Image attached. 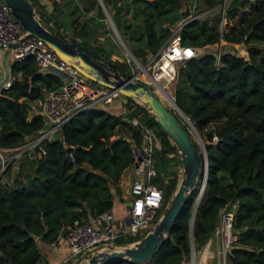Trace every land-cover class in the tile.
Returning <instances> with one entry per match:
<instances>
[{
  "label": "trees",
  "instance_id": "16d2710c",
  "mask_svg": "<svg viewBox=\"0 0 264 264\" xmlns=\"http://www.w3.org/2000/svg\"><path fill=\"white\" fill-rule=\"evenodd\" d=\"M86 1L84 12L96 9L103 18L98 1ZM99 1L108 13L112 0ZM222 1L195 0L194 13L203 14L180 30L182 45L204 48L221 40L233 51L221 50L218 64L211 51L177 67L172 97L203 141L206 160L204 189L193 220L199 183L149 260L105 264H185L191 243L194 250L204 245L219 210L231 205L233 241L227 264H264V0H228L222 11L231 23L219 30L218 20L207 21L217 18ZM181 7L182 0H129L130 19L117 12L111 19L116 31L121 27L131 55L145 63L188 14ZM142 36V47L128 46L129 40ZM81 45L127 73L126 63L111 61L102 47H90L84 40ZM234 45L243 46L245 55L236 56ZM9 73V86L0 91V150L16 149L43 128L40 116L28 118L27 104L42 102L62 84L59 75L37 72L31 57L13 62ZM126 101L124 106L107 105L111 112L101 105L75 114L58 135L43 142L42 154L36 155L35 148L20 158L11 183H0V264H39L41 246L56 244L73 219L86 221L111 209L113 196H120L119 179L128 167L130 146L139 142L133 120L153 130V182L162 192V210L175 189L177 153L147 111ZM21 169L22 178L17 175ZM140 236L116 243L128 244Z\"/></svg>",
  "mask_w": 264,
  "mask_h": 264
},
{
  "label": "built area",
  "instance_id": "2783aa9c",
  "mask_svg": "<svg viewBox=\"0 0 264 264\" xmlns=\"http://www.w3.org/2000/svg\"><path fill=\"white\" fill-rule=\"evenodd\" d=\"M27 1L31 3L38 0ZM194 2L195 0L191 4V12L173 26L165 43L157 52L148 55L144 64L131 55L119 38L109 14L102 8L105 20L123 48L124 62L129 67L127 73L133 81L143 83L156 95L163 92L168 97H172L170 88L176 79L177 65L194 57L201 49L180 43L181 27L203 14V12L194 13ZM222 14L221 8L223 18ZM222 45L221 40L214 44L215 64L219 63ZM0 51L7 53L13 62L31 57L37 72L59 75L62 81L59 88L45 94L40 108L35 113L41 117L43 128L16 149L0 150V175L8 164L30 154L35 148L38 149L36 155L42 154L43 142L50 140L55 134L58 135L62 125L75 114L101 105L124 106L127 103V98L116 90L108 89L87 79L41 40L26 35L3 0H0ZM9 83L10 81L5 82L3 89L7 88ZM130 100L129 105L137 104L135 100ZM133 123L138 125L139 142L130 146V160L127 167L130 179L126 189V206L121 220L115 219L111 209L89 217L86 221L73 219L65 233L57 239L56 243H61L65 249V256L58 264L75 263L86 253L106 245H126L117 244L116 241L143 235L159 216L162 192L153 182L156 176L152 157L155 143L153 130L145 124L136 123V120H133ZM68 157L72 161L71 154H68ZM202 188H204V178H202ZM234 208L235 205H231L229 208H221L218 212L217 224L213 232L215 251L206 259H200L201 253L195 252L190 241L189 258L185 264H227L226 257L233 241ZM210 246L211 239H208L202 247V252Z\"/></svg>",
  "mask_w": 264,
  "mask_h": 264
},
{
  "label": "water",
  "instance_id": "95a60500",
  "mask_svg": "<svg viewBox=\"0 0 264 264\" xmlns=\"http://www.w3.org/2000/svg\"><path fill=\"white\" fill-rule=\"evenodd\" d=\"M3 1L26 35L41 40L62 60L92 82L116 90L122 96L135 100L147 111L174 147L179 161L180 178L152 227L126 245H106L96 248L83 255L74 264H105L110 261L143 263L149 260L155 249L166 238L182 206L197 187L199 177L202 176L205 183V155L196 149L187 127L177 118V115L190 126L197 136L193 125L179 111L172 97H169L171 108H167L146 85L133 81L128 73L121 72L112 62L103 59L94 51L86 49L43 10L34 7L27 0ZM97 1L101 6L100 1ZM120 8L119 6L117 11H120ZM225 51L233 52L229 44L223 45L222 52ZM3 53L5 54V52ZM8 81H10L8 67L4 65L3 77L0 80L2 89L4 83ZM197 138L199 139L198 136ZM199 198L200 194L198 193L193 205L191 220H193Z\"/></svg>",
  "mask_w": 264,
  "mask_h": 264
},
{
  "label": "rangeland",
  "instance_id": "374dc122",
  "mask_svg": "<svg viewBox=\"0 0 264 264\" xmlns=\"http://www.w3.org/2000/svg\"><path fill=\"white\" fill-rule=\"evenodd\" d=\"M79 1H81V0H79ZM227 3H228V0H223L221 2V4L219 5V13L217 15V18H215L213 20L210 18V20L207 21L208 23H210L214 20H218L219 30L226 29L227 27H229V24L231 23L230 21L225 19V13L224 12L222 14L223 18L221 17V8H223L224 4L226 5ZM31 4L34 6L35 2L31 1ZM78 4H79V7H78ZM128 5H129V0H112L110 6H108V13H109L110 18L114 12H117L121 15H125L127 18L130 19V16L127 14L129 12V10L127 9ZM101 6H102V4H101ZM119 6L121 7L120 11H117V10L115 11V8L117 7V9H118ZM83 8H84V3H80V2H78V0H71V2L68 5L62 7L61 9L59 8L57 14H54V20H57L59 22V24H61V26H63V28H65L69 33H71L72 36H74L77 39H80L82 41L84 39V41H86L87 43L90 42L91 43L89 45L90 47H102L105 52H109L110 53L109 58L111 61H119V62L124 61L125 56H124L123 48H122L121 44L119 43V41L115 38L114 33H113L109 23L104 18V14H103V18H100V16L96 12V9H93V11L91 12L92 15L90 17L86 16L82 20V18H81L82 14L83 15L85 14ZM102 8L103 7H101V10H102ZM181 10L182 11L187 10L188 13H190L191 12V0H182ZM102 12H103V10H102ZM111 21H112V19H111ZM112 23H113V21H112ZM119 25L122 26L121 23H119ZM117 34H118L119 38L122 40L123 44L128 49L127 40L125 39V41H124L122 36H121V27L117 30ZM143 40H144L143 36L139 37L137 41H134L135 43L132 40H129L130 43L128 46L130 48L134 47V46L142 47L143 42H144ZM209 46L206 48L204 47V49L201 48L199 53L211 52V51L214 52V44L209 45ZM233 49L235 51L236 56L242 57L245 55V51H244L243 46L234 45ZM139 61L141 63H144V61H142L141 59H139ZM177 67H178V65H177ZM123 69L125 71L129 72V67H127V68L123 67ZM175 87H176V81L173 83V85H171L170 94L173 93ZM157 96H158V98H160L161 103L164 106H166L167 108H171V105L169 103H167L163 98H161L159 93H157ZM40 103H41V101H34V102H30L29 105L27 104L28 105L27 106L28 118H30L40 108ZM101 107H103L104 109H107L110 112L113 111V109L109 110L107 105H102ZM115 113H117V112L115 111ZM179 119L186 125V127L189 131V134L191 136V139L196 144L197 149L200 150L204 154L203 141L201 140L198 133L196 132L199 139L193 133L190 126L188 124H186V122L183 121V119L180 116H179ZM19 160H20V158L18 160L14 161L13 163H11L12 169L10 171H8V173H6L5 175H2L0 181H3L4 183L6 180L9 181V183H11L13 181V178L16 175L15 168L18 167ZM20 168L23 169V167H20ZM173 169L176 171V178L178 181V179L180 178L179 165H176ZM22 174H23V170L21 172H18L17 175H19V177L22 178L21 177ZM121 175L122 176H120V179H119V195L124 194V196H125L127 188H126V186H124L125 185L124 174L122 173ZM177 181H176V183H177ZM198 183H199V186H198L197 194L199 193L201 196L203 189H204V188L201 189L202 177H201V180L198 181ZM199 190H200V192H199ZM195 201H196V197H195L194 203H195ZM194 203H193V205H194ZM160 212L158 210V215L160 214ZM115 216H116L115 219L117 221H120L121 217H122V211L116 210ZM209 239H211V245H213L212 247L210 246L209 248H211L214 252L215 248H216V243L214 240L213 233L210 235ZM203 246L204 245L199 247V249L195 250V252H198V251L200 252ZM41 248H42V246H41ZM205 249L208 250L207 248H205ZM207 255L210 256L209 254L206 253L204 255V257H206ZM197 256H198V254H197ZM71 264H74V263H71Z\"/></svg>",
  "mask_w": 264,
  "mask_h": 264
},
{
  "label": "crops",
  "instance_id": "0c3cea01",
  "mask_svg": "<svg viewBox=\"0 0 264 264\" xmlns=\"http://www.w3.org/2000/svg\"><path fill=\"white\" fill-rule=\"evenodd\" d=\"M70 2H71V0H58L57 2H54L52 0H38V1L35 2L34 7L43 10L45 13H47L48 15H50L54 19V14H57L59 8L61 9L62 7L68 5ZM78 2L84 3V7L87 6V1L86 0H81V1L78 0ZM78 7H79V4H78ZM92 11L93 10H89L88 13L84 14L85 16L82 14V17H81L82 20L86 16L90 17L92 15L91 14ZM55 21L59 24V22L57 20H55ZM59 25H60V27L62 29L67 31L65 28H63V26H61V24H59ZM69 34H71V33H69ZM77 40L80 42V44H81V42H83L80 39H77ZM87 44L90 45L91 43L89 42ZM206 47H208V46H206ZM202 49H204V48H202ZM12 64H13V61L11 60L10 56L7 53L4 54L3 51H0V80L3 77V67H4V65H6L8 67V75L10 76L9 71H10V67H11ZM1 89L2 88L0 86V91H1ZM28 105H29V103H28ZM11 169H12V166H11ZM15 171H16V168H15ZM123 174H124V181H125V185L124 186H126V188H127L128 182H129V179H130L128 169L123 171ZM0 183H4V182L0 181ZM6 183H9V181L6 180L5 184ZM126 198H127V194L126 193H125V196H124V194L120 195L119 197H116L115 195L113 196V204H112V207H111V211H112L114 217H116L115 216L116 215V210L122 211V215H123L124 210H125V206H126V201H127ZM212 246L213 245H211V247ZM207 249L208 250L204 249V251H206L205 254L207 253V254L211 255L213 250L211 248H207ZM203 252H202V249H201L200 252L198 251V254L201 253V255H203ZM41 255H42V259H41V262L39 264H58L61 261V259L65 256V249H64V246L61 243H56L54 245H43L42 248H41ZM207 256L204 257V258L206 259ZM200 259H201V257H200Z\"/></svg>",
  "mask_w": 264,
  "mask_h": 264
},
{
  "label": "bare ground",
  "instance_id": "6f19581e",
  "mask_svg": "<svg viewBox=\"0 0 264 264\" xmlns=\"http://www.w3.org/2000/svg\"><path fill=\"white\" fill-rule=\"evenodd\" d=\"M159 94H160V97H161V98H163L167 103L171 104V99L168 97L167 94H165V93H163V92H160ZM159 100H160V98H159ZM160 101H161V100H160ZM205 252H206V251H204V252H203V255H201V259H204Z\"/></svg>",
  "mask_w": 264,
  "mask_h": 264
}]
</instances>
